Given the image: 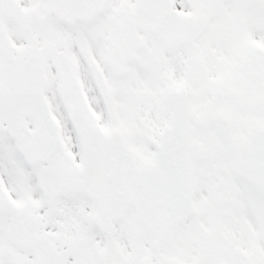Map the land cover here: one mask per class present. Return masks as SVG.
I'll use <instances>...</instances> for the list:
<instances>
[{
  "label": "flooded vegetation",
  "instance_id": "af4514ba",
  "mask_svg": "<svg viewBox=\"0 0 264 264\" xmlns=\"http://www.w3.org/2000/svg\"><path fill=\"white\" fill-rule=\"evenodd\" d=\"M19 2L40 19L26 31L4 18L7 35L22 43L30 38L41 54L46 95L59 119L67 111L79 126L119 128L143 165L155 154L139 146L157 136L150 119L154 129L168 120L169 91L183 82L188 137L201 152L191 156L194 208L184 221L173 223L164 214L157 232L126 213L104 230L94 219L98 199L76 185L78 140L67 131L42 152L46 140L39 135L47 132L29 115L31 156L25 158L0 120V264H264V183L239 174L233 147L234 138L264 124V0L184 4L190 18L176 9L156 33L138 28L144 42L128 59L122 33L135 0H106L100 13L72 23L60 21L49 0ZM190 56L202 62L201 78L195 77L197 63H187ZM16 58L14 68L21 62ZM9 64L0 51V92ZM249 186L257 188L261 235L241 234Z\"/></svg>",
  "mask_w": 264,
  "mask_h": 264
},
{
  "label": "water",
  "instance_id": "95a60500",
  "mask_svg": "<svg viewBox=\"0 0 264 264\" xmlns=\"http://www.w3.org/2000/svg\"><path fill=\"white\" fill-rule=\"evenodd\" d=\"M106 144L109 145L108 143ZM92 146L96 147L97 144L95 143ZM113 151H115L114 153L118 154L114 155V157H111V155H109V160H106L102 163V165H100L103 166V168L105 169H110V173L107 174V177L105 176L107 178V183L104 186V198L106 204H104L102 207L103 215H108V213H110V215L118 214L122 210V206H120V204L125 203L128 200V196L123 192L122 189V178L123 176H126L128 178L132 171V175L138 178L136 181L137 185L135 186V189H137L138 191H143L144 193V189H153L155 191L156 189L161 188L162 192L165 191V193H167V205L170 206V209H186V206L184 205L182 206L180 204H175L171 206L170 204L172 199L175 197L184 200V198H181L182 196L180 197L177 195H181V193L184 195V192L188 187L186 174H184V176L182 177V173L180 172L183 163L182 157H177L176 155H173L169 159L163 158V161L160 163V165H158L157 168H167L168 171L165 172L164 180L160 183L157 188H150L154 185L150 180L155 177V167H143L139 170L135 169L130 157V151L122 143H119L118 147L112 150V152ZM93 152H97V150ZM174 152L177 155L180 154V151L177 149ZM88 157L90 160L88 161L89 164L94 165V168L91 171L96 170L98 165L97 162L99 161L96 160L92 152L89 153ZM117 168H119L120 170H118ZM143 199L146 200V198ZM113 203L115 205H111ZM148 210L156 211V208L147 206L140 207L142 216H146L148 214Z\"/></svg>",
  "mask_w": 264,
  "mask_h": 264
},
{
  "label": "rangeland",
  "instance_id": "374dc122",
  "mask_svg": "<svg viewBox=\"0 0 264 264\" xmlns=\"http://www.w3.org/2000/svg\"><path fill=\"white\" fill-rule=\"evenodd\" d=\"M153 121H154V119H150V125H151L150 128H151V130L154 129V127H153ZM250 231H251V230H250ZM251 233H252L253 235H257L255 231H251Z\"/></svg>",
  "mask_w": 264,
  "mask_h": 264
}]
</instances>
